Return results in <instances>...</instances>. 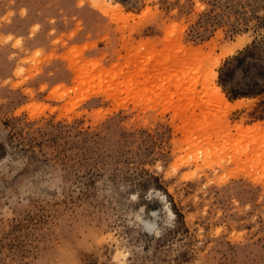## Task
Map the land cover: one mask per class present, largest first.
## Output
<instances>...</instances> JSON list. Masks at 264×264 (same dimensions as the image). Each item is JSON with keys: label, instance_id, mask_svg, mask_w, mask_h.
I'll return each instance as SVG.
<instances>
[{"label": "rangeland", "instance_id": "rangeland-1", "mask_svg": "<svg viewBox=\"0 0 264 264\" xmlns=\"http://www.w3.org/2000/svg\"><path fill=\"white\" fill-rule=\"evenodd\" d=\"M100 1L0 0V264H264V0Z\"/></svg>", "mask_w": 264, "mask_h": 264}, {"label": "trees", "instance_id": "trees-1", "mask_svg": "<svg viewBox=\"0 0 264 264\" xmlns=\"http://www.w3.org/2000/svg\"><path fill=\"white\" fill-rule=\"evenodd\" d=\"M257 86L256 83H254V85H250V90L249 91H245V92H242V91H238V90H234L232 91L231 93V98L235 99V98H238V97H250V96H255V95H258V94H261L264 92V87H261L260 89H255L254 88Z\"/></svg>", "mask_w": 264, "mask_h": 264}, {"label": "bare ground", "instance_id": "bare-ground-1", "mask_svg": "<svg viewBox=\"0 0 264 264\" xmlns=\"http://www.w3.org/2000/svg\"><path fill=\"white\" fill-rule=\"evenodd\" d=\"M101 2V4L103 5V6H105V8L107 7V8H109L110 9V4L109 5H105L104 3H105V1L103 0V1H100ZM112 11H121V8L118 6V4L114 7V8H112L111 9ZM215 92L218 94V95H220V99L222 100V101H224L225 99H224V96L221 94V91H220V89L219 88H215ZM168 210V212H171L169 209H167Z\"/></svg>", "mask_w": 264, "mask_h": 264}]
</instances>
